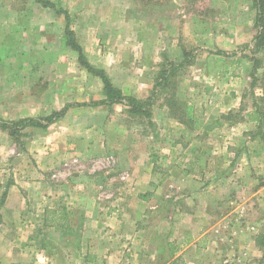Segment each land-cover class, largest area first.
<instances>
[{
    "label": "rangeland",
    "instance_id": "1",
    "mask_svg": "<svg viewBox=\"0 0 264 264\" xmlns=\"http://www.w3.org/2000/svg\"><path fill=\"white\" fill-rule=\"evenodd\" d=\"M3 1L52 30L43 44L0 45L44 51L36 61L53 69L52 96L29 117L71 105L76 116L67 135L61 117L0 128V264H264V195L253 194L264 179V18L252 0ZM66 27L121 101L103 103V80ZM25 60L0 57V69ZM1 81L0 97L26 91ZM13 181L18 215L3 210Z\"/></svg>",
    "mask_w": 264,
    "mask_h": 264
},
{
    "label": "crops",
    "instance_id": "2",
    "mask_svg": "<svg viewBox=\"0 0 264 264\" xmlns=\"http://www.w3.org/2000/svg\"><path fill=\"white\" fill-rule=\"evenodd\" d=\"M32 6H35L34 3L31 4ZM42 21V20H41ZM39 19H37L34 15H32L31 13L28 12H21L17 7L15 8V6L12 5L11 2H5L3 0H0V45H1V49H2V44L3 47L4 45H6L7 43H3L4 40L6 39H13V38H17L19 36H23V35H27V36H32V41L34 42H40L43 44V41H46V39H49L51 37V33L52 30L51 28H46V25L48 24L46 22V20H43L41 22ZM45 26V27H44ZM48 26V25H47ZM24 27H27L26 30L24 29ZM43 40V41H42ZM42 41V42H41ZM42 50V49H41ZM20 51V53H19ZM17 50L15 53H13V51H10L11 54L8 53H2L0 50V57H5V56H12V55H17L18 57L23 56L26 60L27 66L26 67H16L15 69L12 68H3L0 70H4L6 72V74L9 73V75L5 76V72L4 71H0V73L3 74V79L4 82L6 83V85H10L11 88L16 91L19 92L20 89H25L26 91L24 92V94H22L20 96L19 95H14L12 94V96H3L0 97V116L7 118V119H13V120H18L20 118L23 117H29L30 113L32 114V111L35 110L34 105L37 104H41V106H45L48 104L45 103V100L49 98V96L51 95V92L54 84L52 82V77L51 75L53 74V69L51 66H47L46 64H42V67L39 65V62L36 61V58H38L39 56L45 58L46 56V52H41L39 54H30L28 51L22 52L21 50ZM38 62V63H37ZM64 76H60V80L61 78H63ZM42 78V79H41ZM43 80L44 82H47V86L46 88H43V93L38 94L37 97L36 94H31L30 93V89L31 86L35 85V82H37L38 80ZM3 82V84H4ZM10 82V83H9ZM21 83V84H20ZM0 84H2V81L0 82ZM43 85H46L43 84ZM3 88V87H2ZM4 89H6V87H4ZM27 92V94H26ZM27 96V100L26 97ZM52 96V95H51ZM50 96V97H51ZM24 99L26 101H24ZM71 99H69L68 97H66L65 102H69L70 103ZM58 104V103H56ZM19 106H22L21 111L23 112V114L19 113ZM31 106V110L29 112V108ZM67 112H65V114L63 116H61V124L62 127L61 129L58 130V132H65L66 135L70 134V132L72 131V129L74 127H68L66 128V126L68 125L66 123V121H69L73 116L75 117V111L76 108L71 106L67 107ZM57 110V109H56ZM75 110V111H74ZM231 110V109H229ZM228 110V111H229ZM52 111L48 112L47 114L51 113ZM19 114V115H15V114ZM33 115V114H32ZM31 115V117H33ZM46 116V115H45ZM34 118V117H33ZM40 118V117H38ZM221 119H225L228 120L230 119V117H222ZM220 119V122H221ZM243 119H235L234 121H240ZM76 121V119H73V122ZM63 124L65 125V129ZM64 133V134H65ZM251 139H253L255 142L258 141L256 138L254 139V137H252ZM259 142V141H258ZM243 146V145H242ZM242 146L237 149L238 150V154L239 151L241 154L243 155H248V154H252L251 151H253L252 149H248L247 147L242 150ZM264 150V149H263ZM255 154H259V150L257 149V151L255 152ZM257 170V169H256ZM261 174L264 175V167L262 169H258ZM262 175V176H263ZM258 182V181H257ZM45 184V183H44ZM20 183L19 181H13L9 184L8 186V192L5 198V202H4V208L3 210H6L7 208H10L9 211H11L12 213H19V208H16L14 206L11 205V202H13V200H19L21 197L23 198V194L21 193V189H20ZM79 185H77L78 187ZM260 188L257 189V191L253 194H255L258 198L262 195H264V179L262 180V184L259 186ZM80 193L79 195H81L82 191L78 190L75 192ZM20 197V198H19ZM254 246L256 247L255 243H253ZM211 248V247H208ZM180 253V251H179Z\"/></svg>",
    "mask_w": 264,
    "mask_h": 264
},
{
    "label": "trees",
    "instance_id": "3",
    "mask_svg": "<svg viewBox=\"0 0 264 264\" xmlns=\"http://www.w3.org/2000/svg\"><path fill=\"white\" fill-rule=\"evenodd\" d=\"M39 3H41L43 6H49L54 7V4L50 2L49 0H35ZM253 6L256 10V19L257 22L262 23V19L264 18V0H252ZM259 23H257L259 25ZM65 33L68 37L67 43L78 52V60L79 62L87 68L90 72L93 74L99 76L102 78L104 83V91L106 94L107 99L103 101V103H112V102H119L122 100L123 97L120 96V90L116 87H114L109 78L106 76L104 71L99 68H95L92 65H90L86 60L82 53L81 47L76 43V41L72 37V31L68 29V27L65 28ZM259 35V34H258ZM257 35V36H258ZM128 100V104L132 105L134 110H141L143 109V103H141L138 100H135L132 97H126ZM233 110H229L226 117H228L229 114H231ZM66 112V107L59 111H53L49 115L45 117L40 118H33V117H27V118H21L14 121H4L3 119H0V128L8 129L11 135H15L17 128L25 126L27 124L35 125L41 128H46L50 123H52L54 120L60 118L63 116ZM222 117H225L224 114L221 115ZM44 121V123H43Z\"/></svg>",
    "mask_w": 264,
    "mask_h": 264
}]
</instances>
